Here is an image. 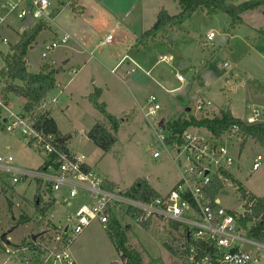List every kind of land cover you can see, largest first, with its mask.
I'll use <instances>...</instances> for the list:
<instances>
[{"label": "rangeland", "instance_id": "obj_1", "mask_svg": "<svg viewBox=\"0 0 264 264\" xmlns=\"http://www.w3.org/2000/svg\"><path fill=\"white\" fill-rule=\"evenodd\" d=\"M166 1L165 9L169 13L181 12L178 4L172 0ZM251 1L264 0H229L228 3L240 5ZM49 2L53 9L55 0ZM143 3L141 2V5ZM7 13V10H0V17L6 16ZM242 17L248 25H240L239 33L244 35L245 31L249 32L252 30L251 27L255 26L258 28L259 36L263 35L261 31L264 32V4L256 11L245 12ZM11 20L18 31L24 30V24L18 20L17 13L11 15ZM228 21L229 17L224 12L207 15L199 9L191 16L177 22L174 32L169 34L163 32V36L157 37L152 44V50L142 52L148 55L146 71L149 70L148 67L155 65L149 74L137 70L132 75L127 74L132 69H137L133 65L123 66L116 74L110 72L114 65H110L109 70L98 65L95 57L102 55V51H112L110 49L112 47L109 46L92 48L93 56L89 53L79 55L76 47L73 48L76 45L70 39L66 47L58 48L47 58H43L45 46L62 36L56 38L51 29H43L36 42L28 49L26 58L33 73L39 72V68L45 63L52 64L57 71H60L57 74V87L52 93L53 98H58L59 102L53 108L52 115L60 129L68 134L65 135L67 150L88 156L89 162L94 165V170L102 178L113 183L116 191L126 190L138 180L149 182L150 177L153 176L154 179L150 183L156 190L166 193L174 187L180 177V169L187 164V161L178 149L172 146L166 149L159 142L154 125L159 124L163 119L167 122L172 121V118L181 111V114L192 112L197 116L213 118L218 116L216 113L221 111L225 104L232 106L237 117L246 120L255 110H259L263 114L264 121V35L257 43L252 41V45L256 47L249 58L246 54L247 46L238 40L218 47V40L223 36L224 29L228 28ZM236 31L238 32V29ZM210 32H215L217 35L213 41H207ZM0 34L2 36L0 70H2L7 63L6 56L19 40V35L6 26L0 28ZM170 35L174 36L172 41L169 40ZM3 38H7L10 43H4ZM100 39L101 37H98V40ZM128 44L130 43H126L125 49ZM165 55L173 56L174 61L171 64L161 62L160 57ZM185 62L187 64L184 65ZM178 75L185 78L184 83L177 80ZM119 76L123 77L122 80ZM103 86H107V89L100 102L107 103L109 113L124 119L117 134L118 142L107 153L91 142L85 133L99 121L97 119L103 120L101 113L87 97L90 92L95 91V88ZM180 86L181 88L178 89ZM3 88L4 80L0 76V94ZM151 96L156 97L153 103L149 102ZM6 97L9 102L8 107H0V156H12L16 167L37 172L44 162L43 155L29 146L22 136L5 135L4 119L11 114L22 113L24 108L22 99L16 94L10 93ZM202 99L210 100L213 108L211 111L216 113L203 114L197 111V103ZM155 104L161 106L157 118H146L143 108L148 111ZM188 108H191V112L183 111ZM230 147L235 157L234 164L229 170L232 179H236L249 191L264 196V146L252 138L244 142L241 135L235 134L230 141ZM156 151L162 152L160 159L154 158ZM258 155L263 157V161L259 170L253 171L252 165ZM44 187H41L39 181L33 177L22 178L19 183H14L13 174L0 169L2 196L0 238L7 232L8 240L11 242L9 246L2 243L0 264H19L25 255H30L28 251L23 250L32 245L34 235L40 238L45 234L40 231L48 230L43 228L44 225L47 226L45 224L48 222L47 218L54 221L56 226L52 227L53 229L65 228L75 223V216L83 198L80 196L69 201L71 205L64 199L58 200L54 203V211L43 217L35 205L36 195ZM21 197L26 199L20 202ZM221 199L225 208L238 212L245 209L244 199L241 198L237 185L230 178L225 183ZM51 206H48V209ZM117 216L127 237V249L138 251L144 264H189L184 255L182 257L173 254L163 238L158 237L150 229L140 226L133 217ZM14 217L16 220H13ZM22 217H29L32 221L19 223ZM111 230L112 228L106 229L99 220L93 221L71 245L70 251L76 263L126 264L127 254L118 250L112 241ZM245 232L247 235V230ZM245 248L252 254L258 252L257 245L247 244ZM261 254L262 259L251 264H264V253ZM123 255H126V260L122 259Z\"/></svg>", "mask_w": 264, "mask_h": 264}, {"label": "built area", "instance_id": "obj_2", "mask_svg": "<svg viewBox=\"0 0 264 264\" xmlns=\"http://www.w3.org/2000/svg\"><path fill=\"white\" fill-rule=\"evenodd\" d=\"M49 6V0H0V10H7V15L17 13L18 20L22 23L30 13L34 18L32 26L49 19ZM4 20L5 17L0 18V24ZM215 37L216 33L210 32L207 40L212 41ZM112 38L113 36H109L108 41ZM69 40V35H63L59 40L47 44L42 57L47 58L54 50L66 47ZM3 41L8 40L4 38ZM160 61L171 63L174 57L165 55L160 57ZM116 70L112 72L116 73ZM133 72L135 69L128 74ZM177 78L179 82L185 81L182 75ZM155 101V97L149 100L150 103ZM5 106L1 98L0 107ZM211 108V101L202 99L197 103V110L204 114L211 112ZM47 110L48 103L43 101L36 110L12 114L4 122L9 135L22 136L29 146L43 155L44 162L39 171L16 167L12 156H0V169L12 173L14 183H19L22 178L33 177L41 187L45 186L36 196L41 208L61 199L71 205L69 201L80 196L83 202L72 226L57 227L52 233L37 238L23 250L30 255H25L19 264H77L70 251L73 241L95 220H99L106 229L114 219L120 223L117 215L133 217L140 226L146 224L164 242L183 253L189 264H251L262 259L264 243H254L258 246L256 254L248 252L242 246L247 241L246 229L240 224L239 218L244 217L246 209L242 213H235L223 207L219 201L222 190L214 198L210 194L215 178L222 181L224 186L228 180L224 173L230 174L229 170L235 161L230 141L235 134L239 135L238 126H233L217 137L208 130L203 132L188 129L183 133H173L166 124L161 125L160 122L154 125L159 142L166 149L168 146L178 149L185 156L187 164L180 169V179L171 190L146 202L127 196L129 188L116 191V187H105L106 180L89 168L81 155L64 150L63 145L58 143L59 138L38 129L37 115ZM159 110V104L150 107L146 118L156 119ZM262 116L259 110H255L245 123H262ZM171 137L174 140L168 142ZM161 157V151L154 153L155 159ZM262 161L263 157L258 155L254 159L252 170L258 171ZM243 202L244 206L248 202L249 206L254 204L253 200Z\"/></svg>", "mask_w": 264, "mask_h": 264}, {"label": "trees", "instance_id": "obj_3", "mask_svg": "<svg viewBox=\"0 0 264 264\" xmlns=\"http://www.w3.org/2000/svg\"><path fill=\"white\" fill-rule=\"evenodd\" d=\"M173 1L179 4L181 12L175 16H171L166 10H162L158 15L155 25L150 30L146 31L139 41L141 40V42H143L142 39L155 38L161 30L173 28V24L181 21L185 17L191 16L199 9L206 11L209 15L216 14L220 11L224 12L229 17V28L235 29L243 23L242 15L245 12L256 10L264 4V1H251L240 5L230 4L228 0ZM69 6L73 11L78 10L74 2ZM47 27L48 23L42 21L23 33L20 41L12 47V53L6 56V66L0 70V76L4 80V88L1 93L3 99H6V96L10 93L22 97L26 101L23 108L24 112L36 110L56 87L55 76L57 70L53 69L49 64H44L39 73H31L28 71L25 61L28 49L35 43L40 32ZM146 45L147 42L144 46ZM16 81H21L23 84L17 85ZM101 96L102 90L100 88H96L95 91L88 96L91 104L101 113L103 120L97 121L90 129L87 136L98 148L107 153L110 152L118 142L117 134L121 129L123 120L108 112L106 103L100 102ZM235 125L240 128L239 136L241 135L244 142L252 138L264 146V122L248 125L245 121L234 117L230 110H223L220 115L213 118L202 117L201 119L183 113L176 120L166 124L173 133H183L190 128H205L217 137L221 136ZM36 127L40 130H44L46 133L55 135L57 138H67V136L59 131L56 121L48 112L37 115ZM173 140L174 139L171 137L168 139V142H172ZM62 148L67 150L65 143ZM224 175L237 185L242 199L254 201L252 206H249V202L244 206L246 212L244 217L239 218V222L247 230V235L250 239H254L258 243H264V197H258L250 192L236 179H232V175L226 172ZM104 186L109 189L115 188V185L108 181H105ZM223 189V182L215 178L210 194L214 198V196ZM126 195L146 202L160 196V194L150 186L147 180H138L128 189ZM29 221V217H22L18 222L27 223ZM142 227L148 229L146 224H142ZM110 228H112L110 232L112 241L119 251H123L127 254L126 264H144L143 258L138 251L127 249V237L122 230L121 224L116 219H114V222L108 227V229ZM1 246L2 241L0 240V249ZM166 246L173 254L183 257V253H179L172 245L167 244Z\"/></svg>", "mask_w": 264, "mask_h": 264}, {"label": "crops", "instance_id": "obj_4", "mask_svg": "<svg viewBox=\"0 0 264 264\" xmlns=\"http://www.w3.org/2000/svg\"><path fill=\"white\" fill-rule=\"evenodd\" d=\"M72 2H74L76 8H78L77 11H73L70 8L69 5ZM141 2H144L143 5H141ZM166 2H167L166 0H110V1L109 0H55V4L53 6V9L51 8V3L49 2L50 3L49 9H50L51 15H50L49 19L46 20V22L49 24L47 29H51L53 32V35L57 36L56 38H58V36H61V35L62 36L63 35H69L72 42H74V44L76 45L73 48L76 47L75 48L76 52L79 55H84V54L89 53L91 56H93L92 53L94 51L91 52L92 48L95 49L97 47H104V46L112 47V48H110V49H112V51H102L101 52L102 55L95 57L98 65L101 67H104L105 69L109 70L110 69L109 66L114 65L110 70V72L112 74H116L118 72V70L120 68H122L123 66L132 67V65H133V67L137 68V69H135V72H133V73H136L137 70H141V72L149 74L151 72V70L155 67V65L151 66L150 68L148 67L149 70L146 71L145 67L148 64V55H145L142 52H145V51L150 50V49L152 50L153 49V46H152L153 42H155L157 37L163 36V32H166V34L174 32L177 23L173 24V28H171L169 30L160 31L155 38H149V39H145V40L142 39L143 42H141V40L139 41V39L141 38V36L146 31L150 30L155 25V23L157 22L159 13L162 10H166L165 9V3ZM175 4H178V3L175 2ZM59 5L61 8H59ZM178 6H179V4H178ZM258 9H260V8H258ZM258 9H256V10H258ZM256 10H251V11H256ZM204 12H206V11H204ZM53 14H56V15H53ZM169 14L171 16H175L178 13H176V14L169 13ZM206 14L209 15L207 12H206ZM212 15H214V14H212ZM3 17H5V20L2 22V24H0V28L6 26L8 29H11L14 33L16 32V34L19 35V40L17 42L20 41L23 33L27 32L30 28L34 27V26H32L30 28H26L24 26L25 28L23 31H18L16 29L13 21L11 20V15H6ZM0 18H2V17H0ZM243 18L244 17H242V20H243ZM229 22L230 21H228V28H225L224 32H223L224 33L223 35H225L227 37L225 45L232 44V41L238 40V41L242 42V44L247 46L248 50L246 51V54L249 55L247 58L251 57L252 51H253L254 47H256V46H254V44L252 45V41L254 40L255 43H257L258 39H259V41L262 40V36L264 35V32L261 31V33L263 35H261V37H260L258 34V28L255 26H252L251 31H249V32L245 31L244 35H242L241 33H239L240 32V28H239L240 25L237 26L235 29H230L229 28ZM245 24L248 25L245 22V20H243V23L241 25H245ZM237 29H238V32L236 31ZM106 33H108V34H106ZM111 35H113V38L111 41H108V37ZM0 36H1V34H0ZM54 36H53V38H54ZM98 37H101V39L98 40ZM216 37H217V35H216ZM221 37L222 36H220V38ZM258 37H260V38H258ZM215 38H214V40H215ZM220 38H219L218 42L220 41ZM71 40H69V41H71ZM97 41L99 44L97 43ZM146 42H147V45L144 46V44ZM4 43H10V41L8 40L7 42H4ZM126 43H130V44H128L127 45L128 47L125 49ZM217 45H218V43H217ZM71 48H72V46H71ZM232 51H234L233 48H232ZM121 52H124V54H121ZM10 53H12V51ZM90 60H91V58L88 59V61H90ZM25 61H26L28 71L31 72L29 69V62H28L27 58H25ZM66 63L67 62H65V64ZM47 64H49L53 69H55V67L52 64H50V63H47ZM185 64H187V62H185ZM42 66L39 68V72H40ZM114 69H117L116 73L112 72ZM39 72H37V73H39ZM31 73H33V72H31ZM59 73H60V71L58 70L56 73V76H55L56 77V87H57V83H58L57 74H59ZM133 73H131L130 75H132ZM127 75H129V74H127ZM121 77L119 76V78L122 80L123 77L122 78ZM177 80H178V78H177ZM184 82H182V83H184ZM16 84L22 85L23 83L21 81H16ZM97 88H100L102 90V96L100 98V100H101L103 98L105 90L107 89V86L97 87ZM179 88H181V86L178 87V89ZM53 92H54V90L47 96V98L44 101L48 103L47 112L55 120V118L52 115V110L55 107V105L58 104L59 99L56 97L53 98V96H52ZM91 93H93V91L90 92V94ZM0 96L3 100V102L5 103L6 107H8V105H9L8 104L9 103L8 98L6 97V99H3L2 94H0ZM152 97H155V96H151V98ZM20 98L22 99V101L25 105V102H26L25 99H23L22 97H20ZM208 101H210V100H208ZM106 105H107V103H106ZM107 108H108V106H107ZM212 109L213 108H211L210 111ZM223 110H230L234 117L241 119L243 121H246V119H244L242 117H237L236 114L234 113L232 106H230L228 104H225V106L223 108H221V111H219L218 113H216L214 111H211V112H214V113L220 115ZM143 111L145 112V116H146V114L148 112L147 109L143 108ZM183 111L187 112V110H183ZM22 112H24V111H22ZM190 112H191V110H190ZM181 113H182V111L179 112L175 116L176 118L175 117L172 118V121L176 120L181 115ZM187 113H189V112H187ZM188 115L194 116L197 119H201L203 117V116H197V115L193 114L192 112ZM114 116H116L117 118H119L121 120H124L121 116H118V115H114ZM8 117H6L4 119V122ZM205 117H208V116H205ZM210 118H212V117H210ZM97 120H100V119H97ZM162 121H164L163 124L168 123L165 119H163ZM162 121H161V123H162ZM56 123H57V121H56ZM57 126H58L59 131L62 134L68 135L67 133H65L64 131H62L60 129L58 123H57ZM195 129H199L203 132H207V129H205V128H195ZM88 132L89 131L85 132L86 136H87ZM5 135L10 136L6 131H5ZM72 153H74V152H72ZM74 154L81 155L83 157L84 161L86 162L87 166L94 170V167H93L94 165L89 162L88 156H86L82 153H74ZM104 179L106 181H109L106 178H104ZM153 179H154V177L151 176L150 181H152ZM179 179H180V177L175 182V185L177 184ZM150 181L148 183L150 184V186L155 191H157L159 194H165V193H161L160 191L156 190V188L150 183ZM223 191H224V189L222 190V192L219 195V201L221 204H223L222 199H221V195H222ZM4 192L7 193L6 190H4ZM250 192H252V191H250ZM252 193H254V192H252ZM255 195L258 197H264V196H260L258 194H255ZM24 198L25 197H21L20 202H22L24 200ZM35 198L36 197H34V199ZM18 204L19 203H17L16 206H18ZM26 205H28V203ZM54 205L55 204H50L49 206H51V207H49V209H48V207L47 208H41L37 203L35 206L38 209L37 211H40L41 215H43V217H46V215L48 216V213H50L51 211H54ZM229 210L233 211L231 209H229ZM233 212H238V211H233ZM242 212H239V213H242ZM13 220H16V217H14ZM30 221H32V219ZM40 221H42V220H40ZM47 221L48 222H45V224H47V226H45L44 222H43V225H44L43 228L45 227L48 230L42 229L40 231L41 233L45 232V234L46 233L49 234L50 232H52L54 230L52 228V227L56 226L54 224V221L51 218H47ZM34 237H36V239H37L38 235H36V236L34 235ZM245 238L247 239V241L242 243V246L244 249H246L245 246L247 244L255 245L254 243H258L256 241L250 239L248 237V235H246V234H245Z\"/></svg>", "mask_w": 264, "mask_h": 264}, {"label": "water", "instance_id": "obj_5", "mask_svg": "<svg viewBox=\"0 0 264 264\" xmlns=\"http://www.w3.org/2000/svg\"><path fill=\"white\" fill-rule=\"evenodd\" d=\"M33 22H34V18H33V16H32L30 13H28L27 17L23 20V24H24L26 27L30 28V27L32 26ZM172 38H173V35H170V36H169V40L172 41ZM226 38H227V37H226L225 35H223V36L220 38V41L218 42V45H217V46H218V47H221V46L225 45V44H226ZM184 65H185V63H184ZM0 99H1V96H0ZM190 110H191V109L188 108V109H187V112H190ZM163 123H164V121H162L161 125H163ZM66 141H67V138H59L58 143H59L60 145H64V143H65ZM0 240H1L2 243H3L4 245H6V246L11 245V242L8 240V233H7V232H6V233H3V234L1 235ZM35 240H36V237H33V241H35ZM122 259H123V260H126V255H123ZM114 264H119V263L115 262Z\"/></svg>", "mask_w": 264, "mask_h": 264}]
</instances>
